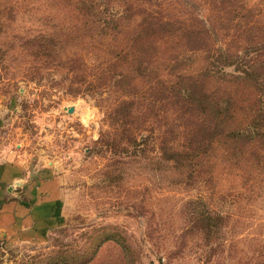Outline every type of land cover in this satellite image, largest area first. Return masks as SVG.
Returning a JSON list of instances; mask_svg holds the SVG:
<instances>
[{
    "label": "rangeland",
    "instance_id": "374dc122",
    "mask_svg": "<svg viewBox=\"0 0 264 264\" xmlns=\"http://www.w3.org/2000/svg\"><path fill=\"white\" fill-rule=\"evenodd\" d=\"M79 1L0 0V100L7 117L1 145L17 151L31 173L44 167L60 176L64 189L62 225L42 243L0 240V264L93 258V264H264V170L239 178L216 166L201 184L179 183L171 164L158 158L151 133L165 132L168 117L148 121L127 141L98 107L100 100L114 103L116 91L91 96L72 79L184 72L155 62L154 49L143 56L138 46L124 47L138 37V30L132 35L141 23L138 10L160 15L174 44L209 49L181 53L190 57V71L208 55L264 56V0H94L106 12L105 27L82 19ZM120 11L125 19H111ZM121 26L126 33L117 38ZM102 32L108 35L100 40ZM33 38L42 45L36 58L26 46ZM99 40L106 46L98 47ZM119 42L130 60L117 66L108 45Z\"/></svg>",
    "mask_w": 264,
    "mask_h": 264
},
{
    "label": "trees",
    "instance_id": "16d2710c",
    "mask_svg": "<svg viewBox=\"0 0 264 264\" xmlns=\"http://www.w3.org/2000/svg\"><path fill=\"white\" fill-rule=\"evenodd\" d=\"M97 7L94 0H81L75 8L82 19L105 27L109 22L105 18L106 12ZM153 13L138 10L141 23L132 30L134 36L138 30V37L132 38L124 47L132 52L138 46L143 56L149 49H154L160 52L155 62L168 68L182 67L184 72L150 75L97 72L89 77L75 75L72 79L91 96L96 91L112 88L116 91L114 103L105 106L104 100H100L98 107L121 126L127 141L144 131L150 121L161 115L168 117L169 128L165 132L153 128L151 133L157 136L154 147L158 150V158L171 164L174 178L179 183L188 187L201 184L216 166H221L227 175L232 172L239 178L263 171L264 56L240 59L237 56L208 55L198 64L197 70L190 71L186 66L191 59L181 53L208 52L209 49L185 42L174 44L170 39L172 31L159 19L162 18L160 15ZM113 16L111 19L122 21L124 12H116ZM125 33L124 26H121L115 37H122ZM106 35L102 32L100 40ZM100 40L97 46H106ZM26 46L35 58L41 56L42 45L38 39H31ZM108 47L116 53L113 58L118 61L117 66L130 60L123 55L129 51L123 49L121 42ZM22 51L28 50L24 48ZM170 53H177V56L169 58ZM144 62H147L146 58L138 63L142 65ZM142 144L144 140L137 139V146ZM210 219L212 216L207 210L205 220ZM94 260L78 264H93ZM53 264L67 263L54 261Z\"/></svg>",
    "mask_w": 264,
    "mask_h": 264
},
{
    "label": "crops",
    "instance_id": "0c3cea01",
    "mask_svg": "<svg viewBox=\"0 0 264 264\" xmlns=\"http://www.w3.org/2000/svg\"><path fill=\"white\" fill-rule=\"evenodd\" d=\"M0 100V131L6 123ZM35 174L0 142V240L6 246L42 243L63 223V180L44 167Z\"/></svg>",
    "mask_w": 264,
    "mask_h": 264
},
{
    "label": "water",
    "instance_id": "95a60500",
    "mask_svg": "<svg viewBox=\"0 0 264 264\" xmlns=\"http://www.w3.org/2000/svg\"><path fill=\"white\" fill-rule=\"evenodd\" d=\"M70 112H71V110H70Z\"/></svg>",
    "mask_w": 264,
    "mask_h": 264
}]
</instances>
